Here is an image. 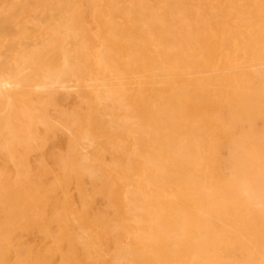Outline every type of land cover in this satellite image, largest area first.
Segmentation results:
<instances>
[{
  "label": "bare ground",
  "instance_id": "1",
  "mask_svg": "<svg viewBox=\"0 0 264 264\" xmlns=\"http://www.w3.org/2000/svg\"><path fill=\"white\" fill-rule=\"evenodd\" d=\"M103 2L129 72L152 87L148 98L120 93L101 76L100 104L89 109L93 118L113 119L115 139L86 123L64 162L67 183L85 195L86 179L90 193L114 210L117 224L104 228L127 237V247L110 258L264 264V0ZM84 45L74 41L64 70L51 77L90 70L85 54L92 45ZM103 45L105 69L96 75L125 73L112 43ZM0 70L2 106L16 95L31 99L17 92L25 79L20 63ZM89 223L84 215L72 227L81 232ZM65 262L79 264L75 249Z\"/></svg>",
  "mask_w": 264,
  "mask_h": 264
},
{
  "label": "rangeland",
  "instance_id": "2",
  "mask_svg": "<svg viewBox=\"0 0 264 264\" xmlns=\"http://www.w3.org/2000/svg\"><path fill=\"white\" fill-rule=\"evenodd\" d=\"M113 36L103 0H0V68L20 63L19 76L25 79L17 92L31 95L25 101L16 95L7 106L0 95V264H66L74 249L79 264H118L110 256L127 247V237L117 239L103 226L117 224L114 210L90 193L84 178L85 195H80L63 171L69 147L86 123L99 125L103 139H115L113 119L93 118L89 109L100 104L102 77L120 93L133 89L145 98L152 95V87L129 72L127 49ZM74 41L92 45L85 54L90 70L58 81L51 76L64 70ZM105 42L112 43L125 73L96 75L105 69ZM226 154L222 148L219 155ZM84 215L91 223L79 232L72 225Z\"/></svg>",
  "mask_w": 264,
  "mask_h": 264
}]
</instances>
